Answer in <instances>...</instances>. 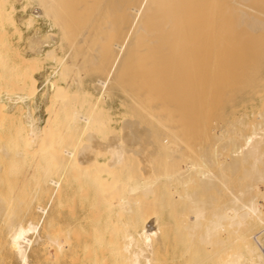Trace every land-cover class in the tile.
<instances>
[{
	"label": "bare ground",
	"instance_id": "bare-ground-1",
	"mask_svg": "<svg viewBox=\"0 0 264 264\" xmlns=\"http://www.w3.org/2000/svg\"><path fill=\"white\" fill-rule=\"evenodd\" d=\"M61 1H63V0H61ZM91 1L92 0H90L89 3ZM97 1H99V0H97ZM116 1L117 2H116L115 8L112 4L114 12L112 11V7H111V11L113 12L112 14L113 15L116 14L117 17L113 16V18H116V19H113L115 21L113 22V25H111V27L113 26V29H109V30H112L109 33L110 34L113 33L114 38L110 37V39L112 38L113 41L110 40L109 42H111L112 44L110 43V45H108V46H106L107 44H105L104 46L106 48L110 46V48H107L106 50L110 49L109 51H112V49H113V52L115 51L116 53L117 52L118 53L116 54L114 52V54H116L117 56H113L112 54H110L113 56L112 58L115 57V59H113L114 61L112 60V62H115V64L113 63L114 67L112 68V74L109 75L111 70L108 69L109 73L106 70L107 71L106 72L107 78L105 77L106 79H104V80L99 79V80H97L98 82L95 81L96 83H94V85H93L94 87L95 86L97 87V89H95V90H97V92H99V94L96 93V94H93V96H91V97H88V98L86 97V95L88 93L86 94L85 88L82 87V82H79L80 77H82V75H79V74L77 75V76H80V77H78L79 80L77 82H79V84L81 86L75 85V89L73 90V88H72V90L70 92L68 91V88L65 85L59 84L57 82L58 80H56V81L52 80L51 81V79H50L51 77H48V81L51 82V88L53 89V97H54L53 99L55 100V102H54L52 99L51 102L53 101V103H56V101H58L60 98L64 97V96L61 97L62 95L66 96V94L68 93L70 101L68 99V100L62 101V102H65L64 103L65 106H66L68 101H69V103L71 102V105H72L70 113H65V114L69 115V118L67 115L68 126H69L68 128H70L69 131L72 130L76 134V135L73 134L74 136H76V138H75L76 139L75 141H77L76 145H78V144L80 145L81 142H84V143L89 142V143H86V145L83 143V146L77 149V146L75 147V141H74V146L72 145V141H71L70 145H72L76 149L65 148V149H63V153L61 155H59L57 153L59 156L62 157L61 159L64 160V163H62V166H61L62 167L61 170L56 171L53 174L48 173L47 176L45 174V172H46L45 171L43 174L46 176V178H43L45 176L40 175L42 177L43 184L40 185L39 189L44 194L47 195L48 200L45 204H38L37 205V210L41 213V215L38 218H30L26 222L15 221L14 218L17 217V213H16L17 211L15 212V211L11 210L10 214L15 213V215H16L13 218L11 215H9L7 213V210L5 209V205L7 203H9V198H10L9 192L8 191L7 192L0 191V217H1V215H5V217L7 216V219L9 220L8 228L10 229V236H9V241H8V247L20 258V260H21V262H23V264H28V259H29L28 249L31 247L32 242H33V240L29 237V233L38 231L41 222H43L46 215L48 214L49 208L54 206L56 200L62 198L63 196H67L69 198L75 197V194L73 195V194L69 193L71 191L70 189H71V184H72L70 172H72L73 175H76V173L77 172L79 173V171H80L81 173H83V175L85 174V176H87L88 179H91L92 181H94L92 183H96V182L106 183L109 188L102 186V189H105V190L107 188H108V190L110 189L109 192H105L108 195L113 193L111 189H114V190L115 189H117V190L121 189L122 190V188H123V191L125 189L127 190L125 192H127L129 196H122V194L120 193L121 197H120V195H118L119 197L117 198L116 201H113V202L111 200H110L111 202L109 201L111 203V205L113 204V206H114L112 209V212L117 216H118V214H119V216H120V214H122V216L124 215V220H121L119 218V216H118L119 220H117V221H114V220L110 221L108 219L109 221L107 222V225H109V226H107L106 229L104 231H101L99 234L97 233V237L94 238L95 241H99L100 243L101 242L106 243L105 239L107 238V239H109L108 244H113L114 248H115V246L118 247V245H119L120 247L116 248L115 249L116 251L114 249L113 250L115 251V253L118 252V253H120V255H123V257H124L123 261L124 262H122V263H124V264H159V263H161L160 260H158V259L156 260V255L154 256L155 250H157V248H155L156 243L159 241H162V239L163 240L165 239V236H164L165 230L163 227L170 226V228L169 227L168 228L172 229L176 226V229L180 228L179 223H178V225L175 224V226L172 225L174 223L173 217H175L174 215H176V214H174V211L177 208L176 205L184 204L185 208H183L184 212L182 213V217H181V214H179L180 218L177 215L178 218L175 217L177 219V221L175 220V222H178L179 220L182 219V221H181V226L183 227L182 230H184L186 232V234H184V235L185 236L187 235L186 237H188L189 241H192V240L194 241V239L197 240V241L196 240L194 241V242H197V244L195 243V246L197 245V247H195V246L191 247V245H189L190 247L187 248L188 243L185 244L184 242H182L183 245L184 244L186 245L185 246L186 251H184L185 250L184 247H183L184 250H182L183 251V257H185V260L187 261L186 264H264V238H261V239L259 238L264 233V188L262 189L258 183V182H260V184H262L264 186V165H263L264 163L262 162V158H264V153H263V151H261L263 148V145H264V108L261 109L260 114H257L260 118L258 120L259 122L255 123L256 120L252 119L255 121V122L253 121L254 125L251 127L253 130L250 128V124H249L250 121L248 120L249 122H247V123L244 122L242 116H241V118L239 117L240 119H237L238 117L236 118V121H238L237 124L235 123L236 121H234L235 124L234 123H233V125L231 124L233 122V119H232L231 123L229 121L228 125L225 124V125H227L226 128L227 127L232 128V130H231L232 132L230 133V135L227 134L230 131L226 132L229 129H226L225 125H224V128L226 130L224 129L225 132L223 131V133L227 134V135L225 134L226 137L224 136L223 133H220V131L222 132V130H220V127H221L220 123H219V132H217V134H215L214 138H213V133L210 130L211 128H208V126L212 125L211 121L212 122H214L215 120L217 121V118L219 116L226 115V113H225L226 111L224 112V110L226 108L223 109V112L225 113V114L223 113L224 114L223 115L222 113H220L222 107H219V106H222L228 102H229L228 104L231 105V102L233 101V100H231L232 97L238 96L237 99L239 97H241V99H243L242 96L246 95V98L244 97L245 99H243V100H246L247 96L250 95L249 100L252 98L251 99L252 101H254L253 98H255V97H259V98H261V100H262V97L264 98V0H116ZM29 2H31V4L33 5V9L31 10L32 11L31 13L33 15H36L40 18L42 17V18H45L48 20L47 23L49 24L48 25L49 27L46 31H44V36H47V37H49V36L52 37V35L56 36V38L59 39V46H60L59 48L60 49H61V47L63 49L64 45L67 46L66 49L64 48V50H63V51H65V52H63L64 54L63 55L60 54L61 56L56 52L55 47H51V48L46 49V51L44 53L45 54L44 56H47L53 62H55V67H54L53 71L52 72L50 71L52 73V74L50 73L51 76L53 78L58 76L61 80H64V83H65L69 80V79L67 80V78L69 76L71 77L75 70H78L76 68V67H78L77 66L78 63L77 62L75 63L76 58H74L75 57L74 55L77 54L76 52H79V51H76L75 46L76 45L78 46L79 43L85 44L87 42V39H86L87 35H84V34H86V32L85 31H84L85 33L83 32L84 36H82V38H79V42L75 43L76 44L75 46L73 45L74 44L73 42H76L77 40L76 41H74V40L77 38H75L74 36L73 37L75 39L73 38L72 42H70L71 43L70 45L68 43H65V37H66V33H67L69 27H67L66 24L63 23L64 26L67 27V28H65L63 26V24H61L62 21H60L61 23H59L58 20L56 19V16L59 19L58 13H60L61 12L60 9L63 8V6L60 5V3H62V2H60V0H58V2H60L58 4L56 2V0H28L27 3H29ZM83 2H84V0H83ZM93 2H94V0L92 1V4H93ZM107 2H105V4ZM109 2H110V0H109ZM95 3H96V1H95ZM95 3H94V6L92 5L93 7H95ZM111 3H113V2H111ZM64 4H67V3H64ZM99 4L101 5L102 3L100 2ZM103 4H104V2H103ZM103 4H102V6H103ZM60 6H62V7H60ZM105 6H107V5H105ZM110 6L111 5H109V7ZM97 8H99V7H97ZM99 9L101 10V8H99ZM102 9H103V7H102ZM14 10H15V7L13 4V0H0V23H4V22L11 23V25L14 26V29L16 31L17 25H16V21L14 18ZM88 10H87V12H88ZM109 10L110 9H108V11ZM96 11H98V10H96ZM108 11L105 12V10H104V12H105L104 13L101 10L102 16H104ZM111 11L109 12V14L111 13ZM68 12H70V11H68ZM76 12H78V10ZM92 12H94V11H91L89 14H91ZM80 13H82V12H80ZM94 13H96V12H94ZM63 15H64V13H63ZM98 15L95 14L94 17L98 18L97 17ZM62 17H64V16H62ZM87 17H89V15H87ZM87 17H86V19H87ZM94 17H92L93 20L89 21V22H95ZM100 17H101V14H100ZM27 18H28V24H29V22L32 19V15L28 16ZM27 18H26V20H27ZM100 19L103 20L102 17ZM106 19H107V16L104 20L106 21ZM89 20H90V18H89ZM82 21L83 20H81V22ZM31 22H30V24H32ZM81 22L79 21V23H81ZM65 23H67V21ZM85 23H87V22H85ZM97 23H99V22L97 21ZM110 23H112V22H110ZM106 24L107 23H105V25ZM2 26H3V24H2ZM74 26H76V25H74ZM88 26H90V25H88ZM92 26L93 25H91V27ZM101 26H102L101 29L103 30L104 25H101ZM86 27H87V25H86ZM65 29L67 31H65ZM72 29L74 30V28H72ZM105 29H107V28H105ZM82 30H84V29L82 28ZM91 30H92V28H91ZM17 31H18V29H17ZM87 31H89V30L87 29ZM4 32H3V34H5ZM6 32H7V30H6ZM80 32H82V31H80ZM1 35H2V33H1ZM92 37H91L90 43L92 41ZM97 38H98V36H97ZM4 40H6V39L4 38ZM0 41L2 43L4 42V44H6L5 41H2V39ZM1 42H0V44H1ZM50 42H52V40ZM55 42H54V44H55ZM9 43L6 44L7 46L3 45V48H4V46H6V48H7ZM81 44H79V45H81ZM86 44H88V43H86ZM92 44H93V42H92ZM48 45H50V44H48ZM52 46H54V45H52ZM73 46L75 47L74 50H73ZM111 46H112V49H111ZM105 47H103V48H105ZM81 49H82V47H81ZM83 49L86 50V48H83ZM4 50H5V48L3 49V52L0 51V54L4 53L5 52ZM78 50H80V49H78ZM106 50H104V51H106ZM74 51H76V52L74 53ZM113 52H111V53H113ZM60 53H62V52H60ZM79 53H81V52H79ZM105 53H107V51ZM100 54L102 55L103 52L102 53L100 52ZM1 55H3V54H1ZM4 55H6V57H7V54H4ZM108 55H109V52H108ZM77 56L80 57L79 54H77L76 57ZM20 57H21L20 60H22L23 56H20ZM39 57H41V56H39ZM79 57H77V58H79ZM93 57H95V56H93ZM99 57L101 58L100 55H99ZM1 58H2V56H1ZM28 58H30V57H28ZM28 58L24 59L22 62L18 59L21 64L23 62H25L23 65L24 70L21 71L22 69L20 70V68H19L20 73L17 72L20 74V75H18L20 77V78H18L19 81L15 82V83L12 81L13 84L9 85L10 84L9 83V84L5 85L4 87L2 86L8 92V93H6L7 94L6 100L9 102L15 103L17 101H21L24 103V102H26L27 99H29L33 96L35 97L36 91L38 89L36 86V78L34 77L35 74L33 72H34V70L36 71L37 67L40 68V66H37V61H36L39 58H37V56L36 57L33 56V58H31V59H28ZM97 58H98V56H97ZM4 59L6 60L7 58H4ZM43 59H44V57H43ZM85 59L87 60V58H85ZM109 59H110V57H109ZM1 60H3V58ZM1 60H0V65L3 63ZM9 60H11V58H9ZM92 60L94 61V59H92ZM98 60H99L98 63L102 64L103 59L102 60L98 59ZM38 61L40 62L41 60L39 59ZM100 61H101V63H100ZM6 62H7V60H6ZM81 62L83 63L84 60ZM110 62H111V60H110ZM112 62L110 64H112ZM11 63H9L8 65H10ZM13 63H12V65H13ZM20 63L19 64L15 63L14 66L20 65ZM82 63H80V64L84 65L86 63V61L84 62V64H82ZM108 63H109V61H108ZM95 64H93V65H95ZM5 66H6V63H5ZM5 66L2 67L4 71H5L4 68H6ZM81 67H84V66H81ZM81 67H79V68H81ZM98 67H99V65H98ZM144 67H145V72L147 71V74H148L145 78V80L148 79L146 81V83H144L145 81L141 77L143 74L138 75V74H140L139 70H141ZM151 67H153V69ZM154 67H155L156 71H158V69L161 70V69H165V68L166 69L168 68L167 70H169V71L165 70L166 71L165 72L162 70V72L160 71V72H158V74H156L153 72ZM177 67H178V69L180 67L179 72H182V73H180L181 75L177 72H174V71L178 70V69H176ZM104 68H107V67L104 66ZM147 68L148 69L151 68V69L147 70ZM169 68H171V69H169ZM172 68L176 69V70L172 71L173 70ZM184 69H185V71H184ZM0 70L3 71L2 69H0ZM13 70H14V67H13L12 71H10V72L16 73V71L13 72ZM90 70H92V68ZM95 70H97V69H95ZM4 71L2 72V75H5V77H6V73ZM17 71H18V69H17ZM21 72H22V75H21ZM87 72H89V71H86V73ZM17 73H16V76H17ZM176 73H177L178 78H175ZM0 74H1V72H0ZM70 74H72V75H70ZM153 74H156V76H154ZM2 75H0V76H2ZM103 75L105 76V73ZM137 75L140 78H138ZM185 75H186V78H185ZM152 76L154 78H156L155 80L157 81L158 85L160 82H162L163 84H164V82H166L167 86H168V84H172V85L174 84L175 85L176 81H178L180 83L183 82V84L187 83L183 87H182V84L178 83L179 84L178 88L181 85L182 89L180 88V90L183 91V95L186 94V96L188 97V98H184V99H186L185 101H189V104H190V101H192L191 102L192 105H189L187 102L188 107L192 106V108L191 107L188 108L187 106L185 107L186 103L182 104V102H180V105L182 104V106L184 107L183 108L181 106L182 110H180V111H181V113H185V114H188L187 113L188 111H189V113L194 112L193 114L192 113L190 114V115H193L192 118L190 116L191 120H188V118L185 115V118L187 119V121H185L186 119L183 118L184 117L183 115L179 116V115H177V112L172 111V107H174V106H170V104H172V102H173L172 99H174V98H172V97H171L172 99L169 98L170 95H172V92H169V91H171L172 89L167 91L169 93V94H167L169 96L167 98L168 100L164 98V97H167L166 94H164V97L161 94H159L160 92L161 93L164 92L163 90H166L167 88L169 89V87H172V85L169 87H164V85L161 84L162 89L160 90L159 86L156 84V81L153 79L154 80V82H153V80L151 79ZM5 77L2 76V78H5ZM58 77H57V79H58ZM129 77H130L131 81L129 80ZM136 77H137V79H136ZM143 77H144V75H143ZM173 77L175 79H172ZM16 78H14L15 79L14 81H16ZM76 78H74V80H77ZM60 79H59V81H60ZM125 79L127 81V84H125L123 82V81H125ZM150 79L152 80L151 82L149 81ZM81 80H82V78H81ZM128 80L130 83L128 82ZM134 80L136 81L134 83H137L138 81L139 82L137 84H133L132 82ZM113 81L114 82L118 81V83L115 82L118 85V86H116L118 89L120 87L119 85H121V84L123 85V83H124V85H128L130 87V89H132L131 87H133V85L138 86L140 89L143 90L142 94H144V95H148L149 93L151 94V95L149 94L150 96L148 95V97H149V100H153V101H149L148 99H146V101H148V103L149 102L151 103V104L149 103L150 106L147 103L146 107L149 108L152 106V102L158 101L155 104H156V107H160L159 108L160 113L158 112L159 111L158 108H156L157 110H155L157 113L155 111L154 112L156 114H162L163 113L162 115H164V113L165 114L168 113L167 115H169V116L164 115L163 118H162V115H160L161 117L157 115V117L155 118V120L157 119L156 121L152 118L156 122V124H155V122H153V120H152V123L157 125V132L154 133V135L155 134L158 135V140L156 139L157 141L155 143L151 144L150 147L147 146V148H149V149L151 148L150 150L148 149L149 151H146L145 149H147V148H144V146L147 144V142H146L145 138L142 137L143 134L141 136H139V139H138L139 141L137 142L138 146H136V144H135V146H133L131 144L132 143L131 141L135 142V140H136L134 138V137H136L134 134L135 131H137L139 128V125L142 124V123H140V120H139V118H141V116L140 117L138 116V118H137L138 114L137 115L135 114L136 115L135 117L138 119L136 122L135 121L130 122V120H127L125 122V120H126L125 118H124V121L122 120L123 122H125V124L123 123L124 127L122 129H125L126 127H128V129L130 130V131H128V133H125L126 131L125 132L123 131L124 132L123 134H120V135L116 134L115 135V134H113L114 132L112 131L111 133L107 134L106 137L102 134H101V136L95 135V133H96L95 128H97L96 131L103 132L108 127L107 125L102 123L103 121H105V120L115 121L117 118V117L115 118V116L113 117L112 116L113 114L112 115L107 114L106 116H103V114L106 112L105 108L107 107V105H106V107L103 105V102L105 100L107 102V99H110L109 97L107 98V89L109 88L108 91L111 93L112 91H110V90L115 88L114 85H116V84H113L114 83ZM158 81H160V82H158ZM171 81H173V83ZM140 82L141 83L143 82V84L147 85V86H144ZM111 83L113 85H111ZM119 83H121V84H119ZM1 84H3V83H0V87H1ZM74 84H76V82ZM152 84H153V86H152ZM178 84H176V85H178ZM124 85L120 87V90L122 87H124V91L127 90V89H125L126 86H124ZM149 85H151V86L149 87ZM112 86H113V88H112ZM157 86H158L159 90L156 89ZM2 87L0 88V91H1ZM68 87L71 88L70 85ZM110 87L112 89H110ZM129 87H127V88H129ZM145 87L146 88L149 87L150 90L148 88L146 89ZM98 88L100 91H98ZM117 88H116V90H117ZM136 88L137 87H135V88L133 87L134 92H133V90L131 91L133 95H134V93H137L138 90H140L139 88H137V91H136L135 90ZM223 88L224 89L226 88L225 92H224ZM130 89H128V91H130ZM227 89H229V90L226 91ZM178 90L175 91L174 94H176V92H178ZM149 91H151V92H149ZM181 91L179 93H181ZM10 92H13V94H9ZM121 92L123 94V89ZM139 92H141V90ZM157 92H159V93H157ZM3 93H5V92H3ZM164 93H166V92H164ZM222 93L224 95H221ZM1 94H2V92H1ZM1 94H0V125H1L2 121H4L3 120L4 116L6 114H8V113H5L8 111L6 110V107L4 104L5 99H3V97H1ZM97 94H98V96H97ZM125 94H126L125 96L128 95L127 91ZM142 94L138 93V95H142ZM152 94L153 95L155 94L156 96H152ZM174 94L172 96H174ZM179 95H181V94H179ZM94 96H95V98H94ZM108 96H109V94H108ZM122 96L123 95H121V97ZM135 96H136V99L133 96L134 100L132 99V97L130 100L138 102V103H135V102L130 103V101L128 100V102L130 104L128 103L129 104L128 108H126L127 106L124 107V108H126L125 111H128L130 113L131 112L135 113L134 111L137 110L138 105L140 106V107L138 106V111L143 112V110H139V108H142V109L145 108L146 109V107L144 106L146 104L143 105L144 107H141L142 106L141 103L145 102L144 100L147 96H145V97H143V96L139 97L137 95H135ZM221 96L224 97L225 101L227 99H229V101H226V102L224 101V103L219 102L221 104L217 103L218 100L223 102V100H222L223 97H221ZM119 97L120 96H118L117 98H119ZM137 97L139 98V100H141L142 98L144 100L143 101L141 100V103H140V101L137 100L138 99ZM150 97H152V98L155 97V98L150 99ZM128 98H126V99H128ZM156 98H158V99H156ZM175 98L177 100V96ZM178 98H179V96H178ZM216 99H218V100L215 103L214 100H216ZM237 99H236V101H237ZM239 100H240V98H239ZM249 100L246 101V103L251 102V100L250 101ZM168 101H169V103H168ZM178 101H181V99L179 98ZM262 101L264 102V100H262ZM120 102L121 103H119V104H121V106H122V104L125 105V103H127L124 98L123 99L120 98ZM209 102L210 103L213 102L215 104H213V103L209 104ZM49 103H50V101H49ZM164 103H166L165 105L167 108L165 107ZM233 103L237 104L235 102V100L232 102V104ZM242 103H244V106L246 105L245 101ZM104 104H105V102H104ZM155 104H153V106ZM177 105H179V102L177 103ZM230 105H228V107H227V109L230 108V111H231V109H233V111H234L237 108L236 105H235V107H236L235 109L233 108V106H231L232 108L229 107ZM161 106L165 107L166 110H165V108H163ZM178 107L179 106L176 107L177 111L180 109V108L178 109ZM240 107L241 106L239 105L238 108H240ZM15 108H17V105ZM185 108H187L188 111ZM111 109H112V107H111ZM168 109L170 111H167ZM192 109H195V110H192ZM17 110H19V112H20L22 110V107L19 105ZM28 110H31V108ZM106 110H109V109L106 108ZM151 110L152 109L149 108L148 111H150V112H148L147 110H145V111L149 114V113H151ZM210 110L215 111V112L220 111L218 113V117L216 119H215V117H213V116H215V113L213 112V116L210 117L211 121H210L209 116H208V115H210V116L212 115L211 113H209ZM15 111H16V109H15ZM166 111H167V113H166ZM185 111H187V112H185ZM230 111H228V112L233 113V111H231V112ZM60 112H61V110H60ZM171 112H172V114H171ZM234 112H236V111H234ZM131 114H130V116H132ZM152 114L154 115V113L152 112L150 114L151 117H153ZM22 115H24V114H21V117H22ZM141 115H142V113H141ZM147 115L145 113V115H142V116L147 117ZM174 115H176L179 119ZM243 116L245 117V115H243ZM58 117L59 116H57V118ZM143 117H142V119H143ZM146 117H144V118H146ZM167 117H168V120H166ZM173 117H176V118H173ZM226 117H228V116L226 115ZM235 117H236V115H235ZM26 118H27V121H24V123L27 124L26 125L27 127L25 126L27 137H24V138L25 139L27 138V140L31 143L35 142L37 140H38V142H40V141L43 142V139L45 138V136L50 135L54 131V130L52 131L53 128H52V124L50 125V123H48L47 126H45L43 129H41L39 124H38L39 118L34 117L32 114L31 115L26 114ZM65 118L66 117H64V119ZM129 118H131V117H129ZM171 118L176 120V121H174V123H173ZM212 118L214 119V121L212 120ZM231 118L229 120H231ZM248 118H249V116H248ZM48 119L49 118H47V120ZM64 119H63V121H64ZM147 119H148V117H147ZM169 119H171V120H169ZM208 119H209V121H208ZM222 119L223 118L220 117V119H218V120L221 121ZM225 119L226 118H224L223 121H221V122L226 123ZM47 120L45 122H47ZM117 120H118V118H117ZM183 120L187 124L184 123ZM49 121H51V120H49ZM191 121H192V123H190ZM207 121L210 122L211 124L208 125ZM149 122H150V120H149ZM145 123H147V120L145 121ZM178 123H179V125H177L176 126L177 128H175L174 125H176ZM180 124L181 125L183 124L184 126L185 125L186 126L184 127L182 125V127H181ZM230 124L232 125V127ZM248 124H249L248 128H250L249 130H252V131H250V133H244L247 131H245V130L242 131L241 127H239V126H242V129H243V128H246ZM65 125H66V123H65ZM150 125L148 126V129L150 128ZM213 125H215V127H217L216 124H213ZM59 126H61V124H59ZM187 126H188V128L191 127V129H189V130H191V132H188L189 130H187L188 129ZM151 127L156 128V126H153V125ZM213 127H212V129H214V131H215V128H213ZM178 128H180L179 131L182 130V132H178ZM207 128H208V130L206 131L205 129H207ZM184 129H186V131H187L186 133H184L185 131L183 132ZM108 130H110V129H108ZM114 130H116V129H114ZM61 131H63V130H61ZM208 131L210 133H212V135H211L212 139H211V137H208V136H210V134L208 135V133H209ZM217 131H218V129H217ZM139 132H137V135ZM141 132H145V131L141 130ZM64 133H66V130L64 131ZM179 133H181V135L183 137H184V135H186L188 133H192V134H190L189 136L186 135L187 137L186 136L184 137L186 139L185 140L184 138L181 137V135ZM182 133H184V134H182ZM204 133L208 137L207 138L205 136V138H207L206 141H205V138H200L203 136ZM149 134L151 135L152 132L150 131ZM198 135H199V137H197ZM200 135H202V136H200ZM68 136L66 137V140H67V138H68V140H71V139H69ZM152 137H154V136H152ZM50 138H51V136H50ZM50 138H49V141H50ZM188 138L191 141H189ZM17 139H19V138H17ZM195 139H198V140H195ZM209 139L214 140V142L213 141L211 142ZM27 140H26V143H27ZM148 140H151V137H148ZM207 140H208V142H207ZM47 141H48V139H47ZM209 141L212 143V145H210V146L207 145V147H204V144H206V143L211 144V143H209ZM134 142H133V144H134ZM185 142L187 143V145L191 142L190 143L191 146L190 145L186 146ZM11 143H12V141H11ZM44 144L46 145V143H44ZM48 144H49V142H48ZM184 144H185V146H184ZM9 146H11V145H9ZM211 146H213V147L210 150ZM14 147H15V144H14ZM188 147H190L191 149ZM36 148H37V146H36ZM0 149L2 151H4L5 154H8V150L5 146L2 145L0 147ZM48 150H50V149H48ZM87 150L90 152V154H86L85 151H87ZM187 150L188 151L190 150V152H188ZM26 151H28V150H26ZM31 151L32 150H30L29 152L31 153ZM53 151H52V153H53ZM56 151H57V149H56ZM88 151H87V153H88ZM224 151H226V153H223ZM16 153L19 156H21V154H22L21 151H17ZM40 153H41V151H40ZM52 153H50V154H52ZM261 153L263 154L262 158H261V156H262ZM100 154H103V157H99ZM151 154L155 155V157L153 155H152L153 157H151L154 160L149 158V156ZM223 154L224 155L227 154V156H228L227 161L224 160L226 156L223 159ZM57 158L60 161V157H57ZM15 159L13 160V162L15 161ZM24 159L25 158L23 156L22 160H24ZM260 162H262L263 164H261ZM46 163H48V161ZM246 163L247 164L250 163L249 164V166H251L250 171L254 170V171H252V172H254L253 174H255V172H256L257 176L256 175L254 176L252 173H250L251 175L254 176V177L252 176L253 179L256 177L255 182H253V180H251L252 177H250L251 178L250 180L252 182L247 183L245 185L240 184L242 182H240L238 184L237 182H238L239 178H237L236 179L237 180V182H236L237 186H239V188H240V185H242L243 187H241L239 189L236 186V188L238 189V191H236L237 194L230 191L231 193H230L229 198L227 199L226 196L228 194H226V196H224L223 199H225V197H226L227 200L222 201L223 186L227 185L226 181H227V183L230 182V180H228V178L226 180V176L229 177V175L224 174L225 173L223 171L224 166L229 167L231 165V167L234 166V168L238 167L237 169H240L239 166L241 167V165H243V167H244V165ZM259 163H260V166H259ZM17 164H18V162H17ZM38 165H40V164H38ZM74 165L79 167V169H78L79 171H75L74 170L75 168L71 170V168L74 167ZM46 166H47V164H46ZM227 167H225V168H227ZM243 167H242V169H243ZM260 167H263V168L261 169ZM234 168H231V169L234 170ZM248 168L244 167L245 172L242 170V171H239V173L241 172V174H243L242 172H244V175L246 173L249 174V170H247ZM237 169H235L234 174H232L233 176L237 175V174H235ZM11 170H10V172H11ZM40 170H42V168ZM158 171L160 172L161 175L158 174L159 173ZM230 172H231V170H230ZM6 173H7V171H6ZM12 173H10V174H12ZM16 173H17V171H16ZM27 173H29V172H27ZM81 173H79V174H81ZM231 173H233V172H231ZM49 174H50V176H48ZM137 174H138V176H137ZM151 174H155V175L158 174V176H156L154 178V176H155L154 175L152 178ZM14 175H15V173H14ZM40 176H39V179H40ZM77 176H78V174H77ZM249 176L250 175H247V177L245 176L247 178V180H249L248 179ZM241 177L242 176H240V178ZM232 178L233 177H231V179ZM235 178L236 177H234L233 179H235ZM15 179H17V178H15ZM18 180H20V179H18ZM77 180H78V178H77ZM243 180H245V179H243ZM79 181H80V179H79ZM79 181H78V183H80ZM224 181H225V185H224ZM12 183H13V181H12ZM106 184H104V185L106 186ZM232 184L235 185V183H232ZM94 185H98V187H99V184H97V183ZM227 187L228 186H226L225 188H227ZM231 187H232V185H231ZM228 188H227V192H229ZM80 190H81V188H80ZM86 190L83 189V190H81L80 193L81 194L85 193ZM97 190L98 189H96L95 191H97ZM83 191H85V192H83ZM98 192L100 193V188H99ZM117 192H116V194H117ZM105 193H100V196L104 197ZM225 193H226V190H225ZM95 194H97V192ZM16 195H18V194H16ZM16 195H15V197H16ZM12 196H14V195H12ZM100 196L98 197V195H97L96 196V197H98L97 199H99ZM259 197L263 203L260 202V200L258 199ZM242 198H243V200H241ZM20 200H23V199H20ZM28 200H29V197H28ZM102 200H104V198H102ZM105 200H107L106 197H105ZM108 200H109V196H108ZM108 200H107V202H108ZM2 204H4V206ZM9 205H11V203H9ZM98 205H99V203H98ZM108 205H110V204H108ZM184 205H182L181 207H184ZM16 206L20 207V204H18ZM3 207H4V209H3ZM178 208H179V205H178ZM20 209L21 208H19V210ZM108 209H110V208H108ZM177 211L178 210H176L175 213H177ZM167 213H169V217L168 218L166 217L167 218L166 219L163 217L162 214H165L167 216ZM178 213H180V212H178ZM109 214H110V212H109ZM6 220H5V222H6ZM3 221H4V219H3ZM171 225L173 226L172 228H171ZM226 225L230 229V231L229 230L227 231V235H226L227 237L216 239V238H218L217 236L219 235L220 231L225 229ZM177 226L179 228H177ZM227 227H226V229H228ZM169 229H168V233H169ZM226 229H225V231H226ZM173 231H174V229H173ZM178 231L181 232L180 230H177V232ZM173 233L175 234V235H173V237L175 238L177 236V233H175V232H173ZM228 234H230V235L228 236ZM178 235H182V233L181 234L179 233ZM170 237L172 238V236H170ZM182 237H184V236L182 235ZM166 238H168V237H166ZM176 238L178 239V236ZM66 240H68V238H66ZM48 241H51V243L56 244V245L58 244L56 239L50 238V240H48ZM165 241H166V239H165ZM68 244L69 243L67 242V245ZM48 245H49V243H48ZM111 247H112V245H111ZM173 247H175V246H173ZM58 248L60 251L61 246L59 244H58ZM170 248H172V247H170ZM93 250H95V249H93ZM171 250H173V249H171ZM89 251L91 252V250H89ZM182 251H180V253ZM165 252H166V250H165ZM118 253H116V254H118ZM156 253H157V251H156ZM179 254L177 256H179ZM180 256H182V254Z\"/></svg>",
	"mask_w": 264,
	"mask_h": 264
},
{
	"label": "rangeland",
	"instance_id": "rangeland-1",
	"mask_svg": "<svg viewBox=\"0 0 264 264\" xmlns=\"http://www.w3.org/2000/svg\"><path fill=\"white\" fill-rule=\"evenodd\" d=\"M66 0H63V1H61L60 0V2H62V3H60V2H58V0H56V2L59 4L60 3V5H62L63 6V8H61L60 10H61V14L60 13H58L59 14V19H58V17L56 16V19L58 20V22L59 23H61L60 21H62V23L61 24H66V26L67 27H69L68 28V31L65 29V31H67V33H66V37H65V43H68L69 45L71 44L70 42H72V40H73V38L75 37V38H77V39H75L74 41H76V42H73L74 44V46L76 45L75 43H77V42H79V38H82V36H84V35H87L85 38L87 39V42L86 43H88V44H81V43H79V44H81V45H79L78 44V46L76 45L75 47L73 46V50H74V48L76 49V51H79V52H81V53H79V52H76V51H74V53L76 52L77 54H79L80 55V57L79 56H77V57H79V58H77L76 57V55L77 54H75L74 56V58H76V61H75V63L77 62L78 64H77V66L78 67H76L78 70H75L74 71V73H73V75L72 74H70V75H72L70 78L68 77L67 78V82H65L64 83V80H61L58 76V79H57V77H55V78H53L52 76H51V72L53 71V69H54V67H55V62H53L50 58H48L47 56H44L45 54V51H46V49H48V48H51V47H55L56 48V52L60 55H63L64 53L63 52H65V51H63L64 50V48L66 49V47L67 46H65L64 45V47H63V49H62V47H61V49L59 48L60 46H59V39H57L56 38V36H53L52 35V37L51 36H49V37H47V36H44V31H46L47 29H48V20L47 19H45V18H40V17H38V16H36V15H33L31 12V10L33 9V5L31 4V2H29V3H27L28 2V0H13V4H14V7H15V10H14V18H15V21H16V25H17V28H16V31H15V29H14V26L13 25H11V23H7V22H4V23H0V40L2 39V41H5V43L7 44V43H9L8 44V47L6 48V44H4V42L2 43L1 41V44H0V51H2L3 52V49L5 48V52L4 53H1V54H3V55H1L0 54V60L3 58V60H1L3 63V65L5 66V63H6V68H4L5 69V71L3 70V68L2 67H4L2 64L0 65V69H2L5 73H6V77H5V75H2V72L3 71H1L0 70V72H1V74L0 75H2L3 77H5V78H2V76H0V83H3V84H1V87L3 86H5V85H7V84H9V85H11V84H13V82L15 83V82H17V81H19V79L18 78H20L18 75H20L19 73V71L21 70V71H23L24 69H23V65H24V63L25 62H23L22 64L20 63V61L22 62L24 59H27L28 57H30V58H28V59H31V58H33V56H37V58H39L41 61L39 62L38 60L39 59H37L36 61H37V66H40V68L39 67H37V69H36V71L34 70V77L36 78V86H37V91H36V94H35V97L33 96V97H31V98H29V99H27L26 100V102H21V101H17V102H15V103H12V102H9V101H7L6 100V96H7V94L6 93H8L3 87H2V89H1V91H0V94H1V92H2V94H1V97H3V99H5L4 100V104H5V107H6V110L8 111V112H5V113H8V114H6L5 116H4V121H2V123H1V125H0V147L3 145V146H5L6 148H7V150H8V154H5L4 153V151H2L1 149H0V191H3V192H9V196H10V198H9V203H11V205H9V203H7L6 205H5V209L7 210V213L9 214V215H11L13 218L16 216L15 215V213L14 214H10L11 213V210L12 211H17L16 213H17V217H15L14 219H15V221H23V222H26L28 219H30V218H38L40 215H41V213L37 210V205L38 204H45L46 202H47V200H48V197H47V195L46 194H44L40 189H39V187H40V185H42L43 184V181H42V177L41 176H45L43 173L45 172V174H46V176H47V174L48 173H54V172H56V171H59V170H61V166H62V163H64V160L63 159H61L62 157L61 156H59V155H61L62 153H63V149H65V148H71V149H76L75 147L77 146V149L78 148H80V147H82L83 146V143L84 142H81L80 143V145L78 146V145H76L77 143V141H75L76 139V136H74L73 134H75L72 130H70L69 131V129L70 128H68L69 126H68V118H69V115L68 114H65V113H70V110H71V102L69 103V101H70V99H69V96H68V93L66 94V96L65 95H62L61 97H63V98H60L58 101H56V103H53V101L55 102V100L53 99L54 97H53V89L51 88V82H49L48 81V77H51L50 79H51V81L52 80H58L57 82L59 83V84H62V85H65L67 88H68V91L70 92L71 90H72V88H73V90L75 89V85L76 86H79L80 84H79V82H82V87L83 88H85V90H86V97L88 98V97H91V96H93V94H96V93H98L99 94V92H97V90H95V89H97V87L95 86H93L94 85V83H96L95 81H97V80H99V79H102V80H104V79H106L107 78V74H106V72L108 71V69L109 70H111V72L109 73V71H108V73H109V75L110 74H112V68L114 67V64H115V62H112V60L113 59H115V57L114 58H112L113 56H117L116 54L118 53H116L115 51V53L116 54H114V52H113V49H112V46H111V49H112V51H109L110 49H108V50H106L107 48H110V46L109 47H105L104 45L105 44H107L106 46H108V45H110V43L111 42H109L110 40L111 41H113L112 40V38L110 39V37H113L114 38V36H113V33L112 34H110L109 32H111L112 30H109V29H113V26L111 27V25H113V22L115 21V20H113V19H116V18H113V16L114 17H117V15L115 14V15H113L112 13L114 12V10H113V6H114V8L116 7V0H110V2H109V0H99V1H97V0H94V2H93V4H92V1L89 3V1L88 0H84V2H83V0H67L66 2H65ZM80 1V2H79ZM95 1H96V3H95ZM108 1V2H107ZM26 2V3H25ZM55 2V3H56ZM102 3L103 4V2H104V4H103V6H102V4L100 5L99 3ZM105 2H107L106 4H105ZM111 2H113V3H111ZM64 3H67V4H64ZM83 3V4H82ZM87 3V4H86ZM94 3H95V7H93L94 6ZM89 4V5H88ZM112 4H113V6H112ZM72 5V6H71ZM93 5V6H92ZM105 5H107V6H105ZM109 5H111L110 7H109ZM58 6V5H57ZM62 6H60V7H62ZM66 6V7H65ZM71 6V7H70ZM84 6V7H83ZM99 7V8H101V10H102V12H104V10H105V12L106 11H108V9H110L104 16H102V12H101V10L99 9V8H97V7ZM89 7V8H88ZM102 7H103V9H102ZM108 7V8H107ZM111 7H112V11H111ZM59 8V7H58ZM73 8V9H72ZM87 8V9H86ZM107 8V9H106ZM85 9V10H84ZM89 9V10H88ZM94 9V10H93ZM70 11V12H68V11ZM73 10V11H72ZM78 10V12H76ZM80 10V11H79ZM84 10V11H83ZM87 10H88V12H87ZM96 10H98V11H96ZM91 11H94V12H96V13H94V12H92L91 14H89ZM111 11V15L109 14V12ZM76 12V13H75ZM80 12H82V13H80ZM98 12V13H97ZM101 12V13H100ZM104 12V13H105ZM63 13H64V15H63ZM87 13V14H86ZM32 15V19H31V23L32 24H30V22H29V24H28V16H30V15ZM57 14V15H58ZM93 14V15H92ZM95 14H99L97 17L99 18H96V17H94V15ZM100 14H101V17L103 18V20L106 18V16H107V19H106V21L104 20H101L100 18ZM110 16H109V15ZM79 17H78V16ZM87 15H89V17H87ZM62 16H64V17H62ZM66 16V17H65ZM109 16V17H108ZM112 16V17H111ZM61 17V18H60ZM81 17V18H80ZM86 17H87V19H86ZM92 17H94V21L95 22H89V21H92L93 20V18ZM26 18H27V20H26ZM76 18V19H75ZM79 18V19H78ZM89 18H90V20H89ZM56 20V21H57ZM73 20V21H72ZM81 20H83L82 22H81ZM88 20V21H87ZM99 22V23H97V21ZM100 20V21H99ZM19 21V22H18ZM64 21V22H63ZM67 21V23H65ZM69 21V22H68ZM79 21L81 22V23H79ZM109 21V22H108ZM85 22H87V23H85ZM110 22H112V23H110ZM70 23V24H69ZM89 23V24H88ZM105 23H107L106 25H105ZM110 23V24H109ZM2 24H3V26H2ZM27 24V25H26ZM64 24H63V26H64ZM98 26H97V25ZM100 24V25H99ZM74 25H76V26H74ZM80 25V26H79ZM86 25H87V27H86ZM88 25H90V26H88ZM91 25H93L92 27H91ZM95 25V26H94ZM101 25H104L103 26V30L101 29L102 28V26ZM109 25V26H108ZM6 26V27H5ZM19 26V27H18ZM100 26V27H99ZM13 27V28H12ZM37 27V28H36ZM65 27V26H64ZM67 27H65V28H67ZM76 27V28H75ZM85 27V28H84ZM110 27V28H109ZM5 28V29H4ZM72 28H74V30L72 29ZM82 28L84 29V30H82ZM91 28H92V30H91ZM96 30H95V29ZM100 28V29H99ZM105 28H107V29H105ZM3 29V30H2ZM17 29H18V31H17ZM87 29L89 30V31H87ZM6 30H7V32H6ZM70 30V31H69ZM76 30V31H75ZM105 30V31H104ZM5 33V34H3V32ZM80 31H82V32H80ZM86 32V34H84L85 32ZM94 31V32H93ZM75 32V33H74ZM84 32V33H83ZM1 33H2V35H1ZM70 33V34H69ZM78 33V34H77ZM8 34V35H7ZM73 34V35H72ZM81 34V35H80ZM84 34V35H83ZM93 34V35H92ZM100 34V35H99ZM111 36H110V35ZM5 35V36H4ZM78 35V36H77ZM91 35V36H90ZM98 36V38H97V36ZM74 36V37H73ZM93 36V37H92ZM90 37V38H89ZM91 37H92V41H91V43H90V40H91ZM101 37V38H100ZM106 37V38H105ZM4 38L6 39V40H4ZM49 38V39H48ZM52 40V42H50L51 40ZM71 39V40H70ZM94 39V40H93ZM100 39V40H99ZM104 41H103V40ZM11 40V41H10ZM57 42H55V41ZM97 40V41H96ZM49 41V42H48ZM89 41V42H88ZM100 41V42H99ZM102 41V42H101ZM108 41V42H107ZM54 42H55V44H54ZM92 42H93V44H92ZM96 43V44H95ZM48 44H50V45H48ZM90 44V45H89ZM99 44V45H98ZM112 44V43H111ZM3 45H6V46H4V48H3ZM52 45H54V46H52ZM56 45V46H55ZM84 45V46H83ZM102 45V46H101ZM49 46V47H48ZM91 46V47H90ZM98 46V47H97ZM81 47H82V49L83 48H86V50H82L81 49ZM90 47V48H89ZM103 47H105V48H103ZM58 48V49H57ZM80 49V50H78V49ZM103 50H102V49ZM89 49V50H88ZM91 49V50H90ZM82 50V51H81ZM88 50V51H87ZM99 50V51H98ZM104 50H106L107 51V53H105L106 51H104ZM93 51V52H92ZM96 51V52H95ZM118 51V50H117ZM60 52H62V53H60ZM83 52V53H82ZM100 52L102 53L103 52V54L101 55L100 54ZM108 52H109V55H108ZM111 52H113V53H111ZM4 54H7V57H6V55H4ZM110 54H112V55H110ZM23 56V58H22V60H20L21 59V57L20 56ZM60 55V56H61ZM84 57H83V56ZM99 55L101 56V58L99 57ZM1 56H2V58H1ZM5 56V57H4ZM13 56V57H12ZM39 56H41V57H39ZM72 56V55H71ZM93 56H95V57H93ZM97 56H98V58H97ZM106 56V57H105ZM43 57H44V59H43ZM105 57V58H104ZM109 57H110V59H109ZM4 58H7L6 60H7V62H6V60L4 59ZM9 58H11V60H9ZM72 58V57H71ZM85 58H87V60L85 59ZM20 61H19V60ZM92 59H94V61L92 60ZM96 59V60H95ZM98 59H100V60H102L103 59V61H102V64H99L98 62H99V60ZM105 59V60H104ZM5 60V61H4ZM14 60V61H13ZM75 60V59H74ZM79 62H78V61ZM84 60V62L86 61V63L84 64V62L82 63L81 61H83ZM110 60H111V62H112V64H110L111 62H110ZM17 61V62H16ZM19 61V62H18ZM93 61V62H92ZM108 61H109V63H108ZM114 61V60H113ZM116 61V60H115ZM13 63V65H12V63ZM91 62V63H90ZM9 63H11L10 65H8ZM15 63H20V65H17V66H14L15 65ZM42 63V64H41ZM80 63H82V64H84V65H81ZM95 64V65H93V64ZM100 63H101V61H100ZM114 63V64H113ZM39 64V65H38ZM109 64V65H108ZM54 65V66H53ZM84 66V67H81V66ZM98 65H99V67H98ZM108 65V66H107ZM113 65V66H112ZM21 66V67H20ZM90 66V67H89ZM96 66V67H95ZM104 66H106L107 68H104ZM13 67H14V70H13V72L14 71H16V73L17 72H19V73H17V76H16V73L14 74V73H12V72H10V71H12V69H13ZM18 67V68H17ZM79 67H81V68H79ZM98 67V68H97ZM111 69H110V68ZM16 68V69H15ZM19 68H20V70H19ZM86 68V69H85ZM92 68V70H90ZM152 69H153V67H151ZM150 68V69H151ZM183 68V67H182ZM181 68V69H182ZM17 69H18V71H17ZM95 69H97V70H95ZM104 71H103V70ZM150 69H148L147 68V70H150ZM168 69V68H167ZM166 68L165 69H161V70H159L158 69V71H156L155 70V67H154V73H156V74H158V72H162V70L163 71H165V70H167ZM169 69H171V68H169ZM173 69V68H172ZM176 69H178V67L176 68ZM176 69H173L172 71H174V70H176ZM107 70V71H106ZM179 70H180V67H179V69L178 70H176V71H174V72H177V73H182V72H179ZM7 71V72H6ZM51 71V72H50ZM82 71V72H81ZM84 71V72H83ZM86 71H89V72H87L86 73ZM144 71V72H143ZM167 71H169V70H167ZM171 71V72H172ZM183 71V70H182ZM184 71H185V69H184ZM152 72V71H151ZM166 72V71H165ZM173 72V73H174ZM51 73V74H50ZM105 73V76L103 75ZM139 73L140 74H138V75H144V77H143V75L141 76L143 79H144V83H146V81L148 80V79H146L145 80V78H146V76L148 75L147 74V71L145 72V67L144 68H142L141 70H139ZM177 73H176V77L175 78H178L177 77ZM4 74V73H3ZM8 74V75H7ZM82 75V77H80V76H77V75ZM156 74H153L154 76H156ZM175 74V73H174ZM11 75V76H10ZM21 75H22V72H21ZM103 75V76H102ZM137 75V76H138ZM181 75V74H180ZM17 78H16V77ZM179 76V75H178ZM9 77V78H8ZM77 77V78H76ZM78 77H80V81L79 82H77L78 80H79V78ZM106 77V78H105ZM128 77V76H127ZM2 78V79H1ZM14 78H16V81H14L15 79ZM47 78V79H46ZM74 78H76L77 80H74ZM81 78H82V80H81ZM138 78H140L139 76H138ZM148 78V77H147ZM174 77L172 78V79H175ZM185 78H186V75H185ZM59 79H60V81H59ZM127 79V78H126ZM126 79H125V81H123L125 84H127V81H126ZM136 79H137V77H136ZM152 80L154 79H156V78H154L153 76H152V78H151ZM149 80L150 82L152 81V80ZM171 79V80H172ZM129 80L131 81V79H130V77H129ZM129 80H128V82H129ZM154 80H153V82H154ZM13 81V82H12ZM119 81V80H118ZM118 81H115V82H117L118 83ZM141 81V80H140ZM156 81V80H155ZM165 81V80H164ZM163 81V82H164ZM170 81V80H169ZM76 82V84H74ZM98 82V81H97ZM114 82V81H113ZM113 83V84H116V83ZM120 82V81H119ZM122 82V81H121ZM134 82H136L135 80L132 82L133 84H137V83H134ZM158 82H160V81H158ZM172 83H173V81H171ZM175 82V81H174ZM177 82V83H176ZM175 82V85L176 84H182V87L183 86H185L186 84H183V82L182 83H180V82H178V81H176ZM124 83H123V85H124ZM130 83V82H129ZM128 83V84H129ZM131 83V84H132ZM141 83V82H140ZM149 83V82H148ZM112 83H111V85H113ZM119 84H121V83H119ZM132 84V85H133ZM141 84H143V82L141 83ZM140 84V85H141ZM156 84L158 85V83H157V81H156ZM164 85V87H169V86H171L172 84H168V86H167V84H166V82H164V84L162 83V82H160L159 83V89L161 90L162 88H161V86L162 85ZM179 84L178 85H172V87H169V89L167 90H163L164 92H166V93H164V92H157V93H159V94H161L163 97H164V94H169L167 91H169L170 89H172L171 91H169V92H172V95L175 93V91H177L178 89V92H176V94H174V96L176 95L177 96V100H176V96L174 97V96H172V95H170V97L167 95V97H164L165 99H167L168 97L170 98V99H172V98H174V99H172V104H170V106H174V107H172V111H175V112H177V115H183L184 117L183 118H185V115H186V117L188 118V120H191V118L193 117V115H190L191 113L193 114L194 112H190L189 113V111H188V109L187 108H185L187 111H185V112H187L188 114H185V113H181V111L180 110H182V108H181V106H182V104H184V103H186L185 104V107L187 106L188 107V104H189V101H185L186 99H184V98H188L187 96H186V94L185 95H183V91H181L180 90V88L182 89V87H181V85H180V87L178 88V86H179ZM70 85L71 86V88L70 87H68V86ZM122 84L121 85H119L120 87L121 86H123ZM130 85V84H129ZM144 85V84H143ZM142 85V86H143ZM81 86V85H80ZM116 86H118L117 84L116 85H114V87L115 88H113V86H112V88L110 87V89H112V90H110V91H112L111 93L108 91V89H107V98L109 97L110 99H107V102H106V100L104 101L105 102V104H104V102H103V105L106 107V105H107V109H109V110H106V108H105V113L103 114V116H106L107 114H113L112 116L114 117L115 116V118L117 117L118 118V120H117V118H116V120L115 121H110V120H105V121H103L102 123L103 124H105V125H107L108 127L103 131V132H101V131H96L97 130V128H95V135L96 136H101V134L102 135H104L105 137H106V135L107 134H109V133H111L112 131L114 132L113 134H117V135H120V134H123L125 131V133H128V131H130L129 129H128V127H126L125 129H122L123 127H124V124H125V122L127 121V120H130V122H133V121H137L138 119V116L140 117L141 116V118H139V120H140V123H142V124H140L139 125V128H138V130L137 131H135V136L136 137H134L136 140H135V142L134 141H131L132 143V145L133 146H135V144H136V146H138L137 144V142L139 141L138 139H139V136H141L142 134V137H144L145 138V140H146V142H147V144L144 146V148H147V146H149L150 147V145L151 144H153V143H155L157 140H158V135L157 134H155L154 135V133H156L157 132V125H155L156 124V120H155V118L157 117V115L158 116H160V115H162V114H156L157 112L155 111V110H157L156 108H158V110H159V108L160 107H156V104L155 103H157V102H152V106L151 107H149L150 109H152L151 110V113L153 112L154 113V115L152 114V116L153 117H151L150 116V114L151 113H147L145 110H149V108L148 107H146L147 106V103H148V101H146V99H148L149 100V97H148V95L150 94L149 92H151V91H149L148 93V95H144V94H142L143 93V90L142 89H140L138 86H136V85H133V87L135 88V87H137V88H139L140 90H141V92H139L140 90H138V92L137 93H134V95L132 94V90H133V92H134V89H133V87H131L132 89H130V87L128 86V85H124V86H126L125 87V89H127V90H125L124 91V87H122L121 88V90H120V87H119V89L116 87ZM141 86V87H142ZM144 86H147V85H144ZM151 85H149V87H150ZM152 86H153V84H152ZM158 86H157V88L156 89H158ZM174 86V87H173ZM0 87V88H1ZM94 87V88H93ZM109 87V86H108ZM127 87H129V88H127ZM149 87H147L148 89H149ZM163 87V88H164ZM227 87V86H226ZM116 88H117V90L119 91H117L116 90ZM137 88L135 89L136 91H137ZM146 88V87H145ZM146 88V89H147ZM177 88V89H176ZM70 89V90H69ZM122 89H123V94H122ZM128 89H130V91H128ZM158 89V90H159ZM175 89V90H174ZM224 89V88H223ZM226 89V88H225ZM225 89H224V92H225ZM4 90V91H3ZM116 90V91H115ZM145 90V89H144ZM150 90V89H149ZM153 90V89H152ZM155 90V89H154ZM229 89H227L226 91H228ZM98 91H100L99 90V88H98ZM126 91H127V96L129 97H127V96H125L126 94ZM148 91V90H147ZM146 91V92H147ZM157 91V90H156ZM174 91V92H173ZM181 91V93H179ZM223 91V90H222ZM3 92H5V93H3ZM125 92V93H124ZM145 92V91H144ZM132 95H131V94ZM138 93L139 94H142V95H138ZM181 94V95H179V94ZM9 94H13V92H10ZM92 94V95H91ZM98 94H97V96H98ZM108 94H109V96H108ZM120 94V95H119ZM90 95V96H89ZM121 95H123L122 97H121ZM135 95H137V96H143V97H145V96H147L146 98H145V100L142 98L141 100L143 101H145L144 103H141V100H139V98L137 99L138 101H140V103L142 104V106L141 107H146V109L144 110V109H142V108H139V110H143V112L142 111H138V106H137V110H135L134 112L135 113H133V112H128V111H125V109L126 108H128V105L131 103V102H135V101H131L130 99H131V97H132V99L134 100V97H135V99H136V96ZM151 95V94H150ZM149 95V96H150ZM165 95V96H166ZM221 95H224L223 93L221 94ZM96 96V95H95ZM95 96H94V98H95ZM111 96V97H110ZM118 96H120L119 98H117ZM125 96V97H124ZM134 96V97H133ZM152 96H156L155 94L153 95L152 94ZM159 96V95H158ZM157 96V97H158ZM178 96H179V98L181 99V101H178L179 100V98H178ZM186 96V97H185ZM161 97V96H160ZM172 97V98H171ZM183 97V98H182ZM221 97H223V96H221ZM220 97V98H221ZM238 97V96H237ZM237 97H232V99L231 100H235V102L237 103V104H235V103H233L232 104V102H231V105L230 104H228V103H226V104H224V105H222V106H219V107H222L221 108V112L220 111H217V112H215V111H209V113H211L212 115L210 116V115H208L209 116V119H210V117H212L213 116V112L215 113V116H213V117H215V119L218 117V113L220 112V113H224L225 111V113H226V115L228 116V117H226V115H224V116H219L218 118H217V123L214 121V119L212 118V120L214 121V122H212L211 121V119H210V121H211V123H212V125L213 124H216L217 125V127H215V125H210V126H208L209 124H211L210 122H208L209 121V119H208V128H211L210 130H211V132L213 133V138H214V136H215V134H217V132H219V123L221 124L220 126V130H222V132L220 131V133H223V131H224V129L226 128V126L229 124V121H230V123L232 122V119H233V122L231 123L232 125H233V123H234V121H236V118L237 119H240L241 118V116H242V118H243V120H244V122H249V124H250V128L254 125V123H253V121L254 120H256V122L255 123H257V122H259L258 120L260 119L259 118V116L257 115V114H260V112H261V109L262 108H264V102L262 101V100H264V98L262 97V100H261V98H259V97H255V98H253V100L254 101H252L251 99V102H247L246 103V101H248L249 100V98H250V95H248L247 96V99L246 100H243V99H245L246 98V95L245 96H242L243 97V99H241V97H239L240 98V100H239V98L237 99ZM245 97V98H244ZM50 98V99H49ZM120 98H124L125 100H126V102L127 103H125V105L124 104H122V106H121V104H119V103H121L120 102ZM126 98H128V99H126ZM152 97H150V99H151ZM155 98V97H154ZM154 98H152V99H154ZM162 98V97H161ZM163 98V99H164ZM228 98V97H227ZM237 99V101H236V99ZM258 98V99H257ZM53 99V101L51 102V100ZM69 99V101L67 102V104H66V106H65V102H62V101H66V100H68ZM156 99H158V98H156ZM155 99V100H156ZM160 99V98H159ZM184 99V100H183ZM32 102H31V101ZM34 100V101H33ZM128 100L130 101V103L128 102ZM168 100V99H167ZM189 100V99H188ZM217 100L218 99H216V100H214L215 101V103L217 102ZM223 102L222 101H219L218 100V102L217 103H219V102H221V103H224V97H223ZM249 100V101H250ZM49 101H50V103H49ZM117 101V102H116ZM149 101H153V100H149ZM170 101V100H169ZM169 101H168V103H169ZM175 101V102H174ZM213 101V100H212ZM213 101V102H214ZM226 101H229V99H227ZM225 101V102H226ZM245 101V106H244V103H242V102H244ZM113 102V103H112ZM179 102V105H177V103ZM180 102H182V104L180 105ZM187 102H188V104H187ZM192 101H190V104L189 105H192V103H191ZM213 102H209V104H212ZM19 103V104H18ZM30 103V104H29ZM32 103V104H31ZM59 103V104H58ZM112 103V104H111ZM129 103V104H128ZM135 103H138V102H135ZM150 103V102H149ZM148 103V104H149ZM215 103H213V104H215ZM221 103H219V104H221ZM263 103V104H262ZM110 104V105H109ZM119 104V105H118ZM127 104V105H126ZM140 104V105H141ZM144 104H146V105H144ZM151 104V103H150ZM150 104H149V106H150ZM153 104H155L154 106H153ZM166 103H164V105H165ZM174 104V105H173ZM176 104V105H175ZM218 104V105H219ZM230 105L229 107H231V106H233V108L235 109L236 107V109L234 110V111H236V112H234L233 111V109H231V111H233V113L230 111V108H228L227 109V107H228V105ZM241 106L240 108H238L239 107V105ZM9 107H7V106ZM16 105H17V108H15L16 107ZM21 106L22 107V110L19 112V110H17L18 109V106ZM32 105V106H31ZM49 105V106H48ZM68 105V106H67ZM115 105V106H114ZM124 105V106H123ZM144 105V106H143ZM163 105V104H162ZM235 105H236V107H235ZM238 105V106H237ZM29 106V107H28ZM54 106V107H53ZM119 106V107H118ZM127 106V107H126ZM168 106V105H167ZM177 106H179L178 107V111H177V109H176V107ZM49 107V108H48ZM111 107H112V109H111ZM124 107H126V108H124ZM140 107V106H139ZM154 109H153V108ZM161 107H163V106H161ZM165 107H166V105H165ZM165 107H163V108H165ZM169 107V106H168ZM183 107V106H182ZM189 107H191L192 108V106H189ZM188 107V108H189ZM224 107V108H223ZM261 107V108H260ZM31 108V110H28V109H30ZM58 108V109H57ZM167 108V107H166ZM166 108H165V110H166ZM184 108V107H183ZM226 108V109H225ZM232 108V107H231ZM9 109V110H8ZM15 109H16V111H15ZM26 109V110H25ZM170 109V108H169ZM167 110V111H170V110ZM220 109V108H219ZM223 109H225L224 110V112H223ZM60 110H61V112H60ZM65 110V111H64ZM184 110V109H183ZM192 110H195V109H192ZM218 110V109H217ZM245 110V111H244ZM31 111V112H30ZM123 111V112H122ZM156 113H155V112ZM167 111H166V113H167ZM191 111V110H190ZM228 111H230L231 113H229ZM240 111V112H239ZM122 112V113H121ZM128 112V113H127ZM148 112H150V111H148ZM159 113H160V110L158 111ZM184 112V111H183ZM229 114H228V113ZM243 112V113H242ZM259 112V113H258ZM127 113V114H126ZM141 113H142V115H145V113H146V115H147V117H148V119H147V117L146 116H144V117H146V118H144L142 115H141ZM170 113V112H169ZM21 114H24V115H22V117H21ZM26 114L28 115V114H32L34 117H38L39 119V122H38V124H39V126H40V128L41 129H43L45 126H47V124L48 123H50V125L52 124V133L50 134V135H48V136H45V138L43 139V142L42 141H40V142H38V140L37 141H35V142H29L28 140H27V138L25 139L24 137H27L26 136V123H24V121H27V118H26ZM62 114V115H61ZM65 116H64V115ZM130 114L132 115V116H130ZM137 115V118L135 117L136 115ZM168 114V113H167ZM167 114H165L164 113V115L166 116ZM171 114H172V112H171ZM233 114V115H232ZM250 114V115H249ZM256 114V115H255ZM67 115H68V118H67ZM134 115V116H133ZM164 115H162V118H163V116ZM217 115V116H216ZM221 115V114H220ZM235 115H236V117H235ZM243 115H245V117L243 116ZM57 116H59L58 118H57ZM127 116V117H126ZM131 117V118H129V117ZM151 118H150V117ZM167 116H169V115H167ZM173 116V115H172ZM174 116H176V115H174ZM190 116H191V118H190ZM247 116V117H246ZM248 116H249V118H248ZM64 117H66L65 119H64ZM123 117V118H122ZM142 117H143V119H142ZM161 117V116H160ZM177 117V116H176ZM176 117H173V118H176ZM220 117L221 118H226L224 121L226 122V123H223V122H221V121H223V119L220 121V120H218V119H220ZM232 117V118H231ZM240 117V118H239ZM47 118H49L48 120H47ZM124 118L126 119L125 120V122H123L124 121ZM150 118V119H149ZM155 120H153V119ZM178 118V117H177ZM182 118V119H183ZM231 118V120H229ZM235 118V119H234ZM63 119H64V121H63ZM145 119V120H144ZM172 119V118H171ZM171 119H169V120H171ZM179 119V118H178ZM177 119V120H178ZM186 119V118H185ZM228 119V120H227ZM252 119H254V120H252ZM47 120V122H45ZM49 120H51V121H49ZM123 120V121H122ZM142 120V121H141ZM144 120V121H143ZM147 120V123H145V121ZM149 120H150V122H149ZM152 120H153V122H155V124L154 123H152ZM166 120H168V117L166 118ZM181 120V119H180ZM242 120V121H243ZM249 120V121H248ZM14 121V122H13ZM22 121V122H21ZM49 121V122H48ZM172 121H173V123H174V121H176V120H174V119H172ZM171 121V122H172ZM184 121V120H183ZM185 121H187V119L185 120ZM184 121V123H186ZM220 121V122H219ZM63 122V123H62ZM66 123V125H65V123ZM179 122V121H178ZM189 122V121H188ZM124 123V124H123ZM172 123V124H173ZM176 123V122H175ZM183 123V124H184ZM190 123H192V121L190 122ZM236 124L238 123V121H236L235 122ZM234 123V124H235ZM59 124H61V126H59ZM150 125V128L148 129V126ZM182 124V125H183ZM187 124V123H186ZM223 124V125H222ZM225 124H227V125H225ZM230 124V125H231ZM249 124L247 125V129L246 128H243L242 129V126H239V127H241V130L242 131H247V132H244V133H250V131H252V130H249L250 128H248L249 127ZM22 125V126H21ZM156 126V128L155 127H151V126ZM177 125H179V123L178 124H176V125H174V127L175 128H177L176 126ZM181 125V124H180ZM182 125H181V127H182ZM224 125H225V128H224ZM232 125H231V127H232ZM24 126V127H23ZM26 126V127H25ZM67 126V127H66ZM184 126V125H183ZM186 126V125H185ZM184 126V127H185ZM213 128H215V131H214V129H212V127ZM59 129H58V128ZM62 127V128H61ZM65 127V128H64ZM98 127V126H97ZM143 127V128H142ZM180 127V128H181ZM20 128V129H19ZM61 128V129H60ZM180 128H178V132H182V130H180L179 131V129ZM187 128H188V126H187ZM208 128L207 129H205L206 131L208 130ZM108 129H110V130H108ZM114 129H116V130H114ZM142 131H145V132H141V130ZM145 129V130H144ZM154 129V130H153ZM189 129H191V127L190 128H188L187 130H189ZM217 129H218V131H217ZM226 129H229V130H227L226 132H228V131H230L229 133H227V134H229L230 135V133L232 132L231 130H232V128H230V127H227ZM225 129V130H226ZM17 130V131H16ZM19 130V131H18ZM61 130H63V131H61ZM66 130V133H64V131ZM249 130V131H248ZM94 131V130H93ZM110 131V132H109ZM124 131V132H123ZM140 131V132H139ZM150 131L152 132V134L150 135L149 133H150ZM185 131V132H184ZM214 131V132H213ZM71 132V133H70ZM137 132H139L138 133V135H137ZM183 132L184 133H186L187 131H186V129H184L183 130ZM188 132H191V130H189ZM209 132V131H208ZM225 132V131H224ZM61 133V134H60ZM184 133H182V134H184ZM206 133V132H205ZM203 134V136L202 135H200V136H202V137H200V138H205V136H206V134ZM212 133H208V135L210 134V136H208V137H211V135H212ZM21 134V135H20ZM140 134V135H139ZM180 135H181V133H179ZM190 134H192V133H188V134H186V135H190ZM224 134V136H225V134L226 133H223ZM222 134V135H223ZM226 134V135H227ZM61 135V136H60ZM64 135V136H63ZM69 135V136H68ZM76 135V134H75ZM186 135H184V137L186 136ZM17 136V137H16ZM50 136H51V138H50ZM55 136V137H54ZM69 137V139H71V140H68V138H67V140H66V137ZM71 136V137H70ZM152 136H154V137H152ZM15 137V138H14ZM138 137V138H137ZM148 137H151V140H148ZM181 137L182 138H184L182 135H181ZM187 137V136H186ZM197 137H199V135L197 136ZM207 137V136H206ZM207 137V138H208ZM226 137V136H225ZM228 137V136H227ZM17 138H19V139H17ZM48 139V141H47V139ZM49 138H50V141H49ZM55 138V139H54ZM133 138V139H134ZM207 138H205V141H206V139ZM17 139V140H16ZM46 139V140H45ZM54 139V140H53ZM150 139V138H149ZM157 139V140H156ZM185 139V138H184ZM189 139V138H188ZM187 139V140H188ZM199 139V138H198ZM198 139H195V140H198ZM211 139H212V137H211ZM26 140H27V143H26ZM186 140V139H185ZM210 140V139H209ZM11 141H12V143H11ZM18 141V142H17ZM47 141V142H46ZM65 141V142H64ZM71 141H72V145L74 146V141H75V147H73L72 145H70V143H71ZM154 141V142H153ZM189 141H191L190 139H189ZM211 142L213 141L214 142V140H210ZM209 141V143H211ZM15 142V143H14ZM38 142V143H37ZM42 142V143H41ZM48 142H49V144H48ZM133 142H134V144H133ZM193 142V141H192ZM207 142H208V140H207ZM8 143V144H7ZM44 143H46V145L44 144ZM52 143V144H51ZM69 143V144H68ZM86 143H89V142H85L84 144L86 145ZM184 143V142H183ZM186 143V142H185ZM191 143V142H190ZM190 143L188 144V145H190ZM205 143V142H204ZM5 144V145H4ZM14 144H15V147H14ZM55 144V145H54ZM194 144V143H193ZM8 145V146H7ZM9 145H11V146H9ZM41 145V146H40ZM187 145V143H186V146H188ZM207 145L208 146H210V145H212V143L211 144H204V147H207ZM18 146V147H17ZM26 148H25V147ZM36 146H37V148H36ZM40 148H39V147ZM48 146V147H47ZM54 146V147H53ZM184 146H185V144H184ZM191 146V145H190ZM44 147V148H43ZM50 147V148H49ZM213 146H211L210 147V150H211V148H212ZM9 148V149H8ZM22 148V149H21ZM188 148H190V147H188ZM17 149V150H16ZM48 149H50V150H48ZM56 149H57V151H56ZM62 151H61V150ZM149 148H147V149H145L146 151H149L148 150ZM187 149V148H186ZM191 149V148H190ZM264 145H263V148H262V150L261 151H263V153H264ZM26 150H28V151H26ZM30 150H32L31 151V153L29 152ZM44 150V151H43ZM47 150V151H46ZM54 150V151H53ZM17 151H21V153L23 154H21V156H19V155H17ZM36 151V152H35ZM40 151H41V153H40ZM46 151V152H45ZM52 151H53V153H52ZM56 151V152H55ZM88 151V150H87ZM87 151H85L86 152V154H90V152L88 151V153H87ZM188 151V150H187ZM192 151V150H191ZM43 152V153H42ZM188 152H190V150L188 151ZM16 153V154H15ZM38 153V154H37ZM50 153H52V154H50ZM56 153V154H55ZM59 155H58V154ZM223 153H226V151H224ZM35 154V155H34ZM10 155V156H9ZM14 155V156H13ZM26 155V156H25ZM55 155V156H54ZM101 155V156H100ZM99 155V157H103V154H100ZM153 154H151L150 156H149V158L150 159H153V158H151V157H155V155H153ZM261 158L263 157V154L261 153ZM23 156H24V160H22L23 159ZM32 156V157H31ZM38 156V157H37ZM226 156V157H225ZM10 157V158H9ZM20 157V158H19ZM57 157H60V161H59V159L57 158ZM224 157H225V159H224ZM3 158V159H2ZM16 158V159H15ZM15 159V163L13 162V160ZM19 159V160H18ZM51 159V160H50ZM223 159L225 160V161H227L228 160V156H227V154L226 155H224L223 154ZM17 160V161H16ZM63 162H62V161ZM154 160V159H153ZM264 158H262V162L264 163ZM48 161V163H46ZM56 161V162H55ZM156 161V160H155ZM17 162H18V164H17ZM26 162V163H25ZM58 162V163H57ZM157 162V161H156ZM262 162H260L261 164H263ZM10 163V164H9ZM20 163V164H19ZM45 163V164H44ZM61 163V164H60ZM251 163V162H250ZM250 163H246L245 165H244V167L245 168H248L247 170H249V174H247V175H250L249 176V180L251 179L250 177H252L253 175L255 176L256 175V172H255V174H253L254 172H252V171H254V170H251L250 171V167L251 166H249V164ZM260 163H259V166H260ZM38 164H40V165H38ZM46 164H47V166H46ZM55 164V165H54ZM58 164V165H57ZM22 165V166H21ZM34 165V166H33ZM58 167H57V166ZM264 165V164H263ZM262 165V166H263ZM60 166V167H59ZM229 166V165H228ZM40 167V168H39ZM57 167V168H56ZM225 167H227V166H224V169H223V171L225 172H223L224 174H228L229 175V177L228 176H226V180H227V178H228V180H230V182L229 183H227V181H226V184L227 185H225V181H224V185L225 186H223V189L226 187V186H230L228 189H229V192H227V188H225L224 190L222 189V201H226L228 198H229V196H230V193L231 192H233V193H236V191H238V189L236 188V186H237V183L239 184L240 182H242V183H240V184H247V183H250V182H252L251 180H253V182H255V178L253 179V177H252V179L249 181V180H247V175L245 174L244 175V172H245V170H244V167H243V165H241V167L239 166V168L240 169H237L238 167H236V168H234V166L233 167H231V165L229 166V167H227V168H225ZM242 167H243V169H242ZM12 170H11V169ZM24 170H23V169ZM42 168V170H40ZM75 168V169H74ZM231 168H234V170L233 169H231ZM261 169L263 168V167H260ZM9 169V170H8ZM22 169V170H21ZM33 169V170H32ZM47 169V170H46ZM57 169V170H56ZM72 169H74L75 171H79L78 169H79V167L78 166H75L74 165V167H72L71 168V170ZM228 169V170H227ZM235 169H237L236 170V172H235V174H237L236 176L234 175H232V174H234V171H235ZM10 170H11V172H10ZM50 170V171H49ZM230 170H231V172H233V173H231L230 172ZM244 171V172H242L243 174H241V172L239 173V171ZM2 171V172H1ZM6 171H7V173H6ZM16 171H17V173H16ZM13 172V173H12ZM27 172H29V173H27ZM159 172V171H158ZM157 172V173H158ZM227 172V173H226ZM229 172V173H228ZM10 173H12V174H10ZM14 173H15V175H14ZM33 173V174H32ZM42 173V174H41ZM79 173H81L80 171H79ZM78 172L76 173V175H73L72 174V172H70V177H71V179H72V184H71V191L69 192V193H71V194H75V197H71V198H69V197H67V196H63L62 198H60V199H58V200H56L55 201V204H54V206H52L51 208H49V211H48V214L46 215V217H45V219L43 220V222H41V224H40V226H39V229H38V231L37 232H31V233H29V237L33 240V242H32V245H31V247L28 249V256H29V259H28V264H112L113 262V264H124V263H122V262H124L123 261V255H120V253H118V252H116V253H118V254H116L115 253V249L116 248H118V247H120L118 244V247H116L115 246V248L113 247L114 245L113 244H108V240L109 239H105V241H106V243L105 242H99V241H95V237H97V233L99 234L101 231H104L105 229H106V227L107 226H109V225H107V222L110 220H114V221H117V220H119V218L121 219V220H124V215L122 216V214H120V216H119V214H118V216H119V218H118V216L117 215H115L113 212H112V209H113V204L111 205V201L113 202V201H116L117 200V198L119 197L118 195H120V197H121V194H122V196H129L128 195V193L127 192H125V191H127L125 188V190L123 191V188H122V190L121 189H119V190H117V189H111L112 190V192L113 193H111L110 195H108L107 193H105V192H109L110 191V189L108 190V186H107V184L106 183H99V182H96L97 184H99V187H98V185H94V184H96V183H92V182H94V181H92L91 179H88L87 178V176H85V174L83 175V173H81V174H79ZM239 173V174H238ZM250 173H252L253 175H251ZM6 174V175H5ZM23 174V175H22ZM28 174V175H27ZM77 174H78V176H77ZM156 174V173H155ZM155 174H151V177L153 178V176L155 175ZM159 175H161L160 174V172L158 173ZM158 174L157 175H155L154 176V178L156 177V176H158ZM34 175V176H33ZM41 175V176H40ZM28 176V177H27ZM39 176H40V179H39ZM46 176L45 177H43V178H46ZM48 176H50V174L48 175ZM137 176H138V174H137ZM240 176H242L241 178H240ZM246 176V177H245ZM257 176V175H256ZM33 177V178H32ZM36 177V178H35ZM231 177H236L235 179H231ZM15 178H17V179H15ZM77 178H78V180H77ZM84 178V179H83ZM237 178H239L238 179V182H237ZM2 179V180H1ZM14 179V180H13ZM18 179H20V180H18ZM79 179H80V181H79ZM243 179H245V180H243ZM38 180V181H37ZM236 180V181H235ZM241 180V181H240ZM243 180V181H242ZM12 181H13V183H12ZM36 181V182H35ZM78 181L80 182V183H78ZM249 181V182H248ZM237 182V183H236ZM92 183V184H91ZM232 183H235V185L234 184H232ZM259 183V185L261 186V188L263 189L264 188V186L262 185V184H260V182H258ZM103 184V185H102ZM104 184H106V186L104 185ZM92 185V186H91ZM231 185H232V187H231ZM102 186L103 187H108L106 190L105 189H102ZM88 189H87V188ZM95 187V188H94ZM97 187V188H96ZM234 187V188H233ZM238 188H239V186H237ZM241 187H243L242 185H240V188ZM10 188V189H9ZM20 188V189H19ZM24 188V189H23ZM80 188H81V190H83V189H87L86 190V192L85 191H83V192H85V193H80L81 192V190H80ZM99 188H100V193H105L104 194V197L103 196H100V193L98 192L99 191ZM232 190H231V189ZM239 188V189H240ZM12 189V190H11ZM96 189H98L97 191H95ZM15 190V191H14ZM225 190H226V193H225ZM27 191V192H26ZM119 193H118V192ZM231 191V192H230ZM19 192V193H18ZM97 192V194H95ZM116 192H117V194H116ZM12 193V194H11ZM14 193V194H13ZM43 193V194H42ZM87 193V194H86ZM121 193V194H120ZM16 194H18V195H16ZM86 194V195H85ZM226 194H228L227 196H226ZM237 194V193H236ZM12 195H14V196H12ZM15 195H16V197H15ZM24 195V196H23ZM32 195V196H31ZM98 195V197L100 196V198L99 199H97L98 197H96ZM106 195V196H105ZM109 196V200H108V196ZM18 196V197H17ZM20 196V197H19ZM26 196V197H25ZM111 196V197H110ZM224 196H226L227 197V199H226V197H225V199H223L224 198ZM14 197V198H13ZM28 197H29V200H28ZM96 197V198H95ZM105 197L107 198V200H108V202H107V200H105ZM74 198V199H73ZM102 198H104V200L106 201H104V200H102ZM245 198V197H244ZM14 199V200H13ZM19 199V200H18ZM20 199H23V200H20ZM94 199V200H93ZM98 201H97V200ZM246 199V198H245ZM259 200H260V202H262V200L260 199V197L258 198ZM111 200V201H110ZM241 200H243V198L241 199ZM11 201V202H10ZM74 201V202H73ZM99 203V205H98V203ZM100 201V202H99ZM110 201V202H109ZM58 202V203H57ZM61 202V203H60ZM20 204V207L19 206H16V205H18V204ZM25 203V204H24ZM28 203V204H27ZM263 203V202H262ZM92 204V205H91ZM108 204H110V205H108ZM3 206H4V204H2ZM9 205V206H8ZM91 205V206H90ZM107 205V206H106ZM178 205H179V208H178ZM178 205H176V209H175V211H174V214H176V215H174L176 218H178V216H179V218H180V215L179 214H181V217H182V213L184 212L183 210V208H185V205L184 204H178ZM182 205H184V207H181ZM23 207V208H22ZM25 207V208H24ZM98 207V208H97ZM105 207V208H104ZM110 208V209H108V208ZM181 207V208H180ZM9 208V209H8ZM18 208V209H17ZM19 208H21L20 210H19ZM107 208V209H106ZM175 208V207H174ZM173 208V209H174ZM3 209H4V207H3ZM15 209V210H14ZM27 209V210H26ZM172 209V210H173ZM180 209V210H179ZM9 210V211H8ZM98 210V211H97ZM111 210V211H110ZM176 210H178L177 211V213H175L176 212ZM182 210V211H181ZM97 212V213H96ZM109 212H110V214H109ZM178 212H180V213H178ZM13 213V212H12ZM7 214V215H8ZM163 215V217L164 218H168L169 217V213H167V216L165 215V214H162ZM171 215V214H170ZM172 215V216H173ZM178 215V216H177ZM37 216V217H36ZM5 215H1V217H0V264H23V262H21V260H20V258L8 247V241H9V236H10V229L8 228V224H9V220L7 219V216L5 217ZM175 217H173V219H174V223L172 224L173 226H175V224L176 225H178V223L180 224L179 226H180V228L177 226V228H179V229H176V226L174 227V228H172L173 226L171 225V228L172 229H169L170 228V226H167V227H163L164 228V230H165V234L167 235H165L164 234V236H165V239H166V241H165V239L163 240L162 239V241L164 242H162V241H159V242H157L156 243V247L155 248H157V250H155V253H156V251H157V253L155 254L154 253V256L156 255V260L158 259V260H160L161 261V263H159V264H186V260H185V257H183V251L182 250H184V251H186V243H188V246H187V248H189L190 246L189 245H191V247L192 246H195V243L197 244V242H194L196 239H194V241L192 240V241H189V239H188V237H186L184 234H186V232L184 231V230H182L183 229V227L181 226V221H182V219L181 220H179L178 222H175V220L177 221V219L175 218ZM17 218V219H16ZM94 218V219H93ZM117 218V219H116ZM166 218V219H167ZM3 219H4V221H3ZM7 219V220H6ZM109 219V220H108ZM5 220H6V222H5ZM5 222V223H4ZM7 223V224H6ZM94 227V228H93ZM169 227V228H168ZM182 227V228H181ZM226 227H227V225H226ZM226 227H225V229H226ZM228 228V227H227ZM168 229H169V233H168ZM173 229H174V231H173ZM225 229L224 230H222V231H220V233H219V235L217 236L218 238H216V239H219V238H225V237H227L226 235H227V231L229 230L230 231V229L228 228V229H226V231H225ZM172 230V231H171ZM177 230H182L181 232H179L180 234L182 233V235L184 236V237H182V235H178L179 233L177 232ZM67 231V232H66ZM97 231V232H96ZM172 232V233H171ZM173 232H175V233H177V236H178V239L175 237H173V235H175ZM229 233V232H228ZM93 235V236H92ZM96 235V236H95ZM230 234H228V236H229ZM170 236H172V238L170 237ZM181 236V237H180ZM108 237V236H107ZM166 237H168V238H166ZM170 237V238H169ZM50 238H52V239H56L57 240V243L61 246V249H60V251H59V248H58V244L56 245V244H53V243H51V241H48V240H50ZM66 238H68V240L70 241H68V240H66ZM78 238V239H77ZM109 238V237H108ZM174 238V239H173ZM181 238V239H180ZM260 239L261 238H264V233L259 237ZM173 239V240H172ZM176 239V240H175ZM180 239V240H179ZM187 239V240H186ZM94 240V241H93ZM36 241V242H35ZM38 241V242H37ZM197 241V240H196ZM7 242V243H6ZM49 243V245H48V243ZM67 242L69 243L68 245H67ZM96 242V243H95ZM182 242H184L185 244L183 245L182 244ZM51 243V244H50ZM164 245H163V244ZM158 244V245H157ZM174 244V245H173ZM176 244V245H175ZM111 245H112V247H111ZM171 245V246H170ZM173 246H175V247H173ZM72 247V248H71ZM160 247V248H159ZM170 247H172V248H170ZM183 247H184V249H183ZM195 247H197V245L195 246ZM89 248V249H88ZM91 248V249H90ZM101 248V249H100ZM175 248V249H174ZM93 249H95V250H93ZM115 251H114V250ZM171 249H173V250H171ZM89 250H91V252L89 251ZM111 250V251H110ZM165 250H166V252H165ZM182 251L181 253H180V251ZM54 251V252H53ZM56 251V252H55ZM68 251V252H67ZM163 251V252H162ZM49 252V253H48ZM174 252V253H173ZM69 253V254H68ZM115 253V254H114ZM162 253V254H161ZM176 253V254H175ZM180 253V254H179ZM55 254V255H54ZM58 256H57V255ZM64 254V255H63ZM122 254V253H121ZM179 254V256H177ZM182 254V256H180ZM48 255V256H47ZM55 257H54V256ZM116 256V257H115ZM77 257V258H76ZM158 257V258H157ZM183 257V258H182ZM176 258V259H175ZM165 259V260H164ZM101 260V261H100ZM163 260V261H162ZM178 260V261H177ZM184 262H183V261ZM99 261V262H98ZM174 262V263H173Z\"/></svg>",
	"mask_w": 264,
	"mask_h": 264
}]
</instances>
